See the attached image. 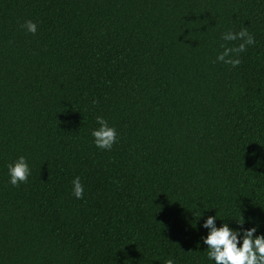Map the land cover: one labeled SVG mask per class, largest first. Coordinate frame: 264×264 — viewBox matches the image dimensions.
I'll return each instance as SVG.
<instances>
[{
  "label": "trees",
  "instance_id": "trees-1",
  "mask_svg": "<svg viewBox=\"0 0 264 264\" xmlns=\"http://www.w3.org/2000/svg\"><path fill=\"white\" fill-rule=\"evenodd\" d=\"M215 215L264 235V0H0V264H215Z\"/></svg>",
  "mask_w": 264,
  "mask_h": 264
},
{
  "label": "clouds",
  "instance_id": "clouds-1",
  "mask_svg": "<svg viewBox=\"0 0 264 264\" xmlns=\"http://www.w3.org/2000/svg\"><path fill=\"white\" fill-rule=\"evenodd\" d=\"M23 27L32 34L37 31V25L30 20L26 21ZM222 38L225 41L237 39L243 41L236 47H224V51L216 57L217 61L232 67L240 65L239 54L245 51L248 45L255 43L246 28L235 34L231 31L227 32ZM95 103L96 101H93V104ZM96 121L99 124V128L91 133L94 137L95 145L100 149H111L116 141V130L109 127L107 121L102 117H96ZM8 171L10 183L13 186L27 182L30 174L29 166L23 156H20L10 164ZM72 183L73 195L77 199H81L84 190L80 178L76 177ZM216 219V215L209 216L203 225L209 229L207 236L203 239L204 244L207 245V256L209 259L214 260L215 264H264V235H257L254 238L253 234L257 231L255 226L243 229L241 234V229L233 230L228 227L227 223L222 224L219 228L215 227L214 221ZM240 219L241 222H237V224L242 226L244 220L242 217ZM165 264H174V260L169 258Z\"/></svg>",
  "mask_w": 264,
  "mask_h": 264
}]
</instances>
